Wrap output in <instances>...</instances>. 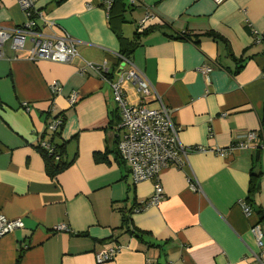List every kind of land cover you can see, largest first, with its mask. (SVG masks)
<instances>
[{"label":"crops","instance_id":"crops-1","mask_svg":"<svg viewBox=\"0 0 264 264\" xmlns=\"http://www.w3.org/2000/svg\"><path fill=\"white\" fill-rule=\"evenodd\" d=\"M126 4L123 18L111 25L104 0H40L37 7L75 40L80 58L106 63L112 80L121 67L114 57L121 50L117 33L131 41L150 28L129 58L153 89L144 104L158 109L161 101L180 127L179 143L201 150L187 151L182 167L162 170L163 199L134 213L151 197L153 182L133 184L117 155L119 123L108 84L93 72L80 73L79 60L31 61L5 44L0 215L23 226L0 238V264H253L255 226L264 247V0ZM146 13L154 19L139 29ZM25 22L15 0H0V28ZM53 83L61 88L56 95ZM122 89L129 105L139 104L134 85L124 82ZM55 115L64 124L53 144L67 166L50 177L40 142L49 141L46 126ZM259 131V147L216 153ZM251 172L258 174L252 194ZM110 248L113 258L98 263L96 253Z\"/></svg>","mask_w":264,"mask_h":264},{"label":"built area","instance_id":"built-area-1","mask_svg":"<svg viewBox=\"0 0 264 264\" xmlns=\"http://www.w3.org/2000/svg\"><path fill=\"white\" fill-rule=\"evenodd\" d=\"M26 16V22L13 29L0 28V59L4 57L3 48L9 43L12 51L25 54L26 58L34 60H52L60 58L61 62L71 63L80 61L78 71L80 73L93 72L99 76L112 90V98L116 105L120 122L117 126V151L124 164L127 165L133 184L152 181L153 193L144 203L134 207V213L142 212L150 207L157 206L163 199V190L158 177L162 170L170 166L182 167L187 151H199L201 148H184L178 140V128L171 120V111L160 101V108L150 109L145 106L144 98L153 93V89L147 79L130 62L129 59L115 54L114 57L120 62V71L115 73L116 80L110 79V73L106 68V63H93L80 58L76 42L63 30L58 28L56 23L48 19L37 7L40 0H15ZM131 4L135 0H129ZM216 5L222 4L225 0H212ZM107 10L111 6V0H104ZM154 19L152 13H146L137 27L143 28L145 23ZM46 31V32H45ZM262 39L256 35L255 42ZM125 67V70H124ZM201 72L207 75L209 67H202ZM264 77V70L262 72ZM130 82L135 86L140 95V102L137 105H129L124 97L122 84ZM53 95L60 93L61 88L57 83L50 87ZM158 102L159 99L157 98ZM75 95L72 94L68 102L72 105ZM27 108V105L23 104ZM60 119L53 118L46 126V132L52 134L61 125ZM258 142V135L249 132L245 142L236 143L226 149H220L216 153L220 157H227L235 150L255 148ZM261 144V143H260ZM40 147L49 154L54 152V147L49 141H41ZM261 147V145H260ZM190 188L199 191L198 186L189 180ZM244 215H250L251 209L244 202L240 201ZM23 226L21 220H7L0 215V238L12 233ZM59 227L58 230H61ZM255 238V243L259 252L252 253L253 264H263L261 257L264 256L262 243L263 232L258 226L251 229ZM116 250L108 249L96 253L95 258L98 263L109 261L113 258Z\"/></svg>","mask_w":264,"mask_h":264},{"label":"trees","instance_id":"trees-1","mask_svg":"<svg viewBox=\"0 0 264 264\" xmlns=\"http://www.w3.org/2000/svg\"><path fill=\"white\" fill-rule=\"evenodd\" d=\"M128 2H129V5H133L130 3L129 0H128ZM127 8H128V5L126 4V0H112L111 6L108 10L109 24L111 25L112 21L115 19H122L124 12L127 11ZM149 29L143 30L141 33L135 32L131 41H127L120 34L117 33V37L119 39L120 46H121V50L118 54L129 59L131 54L133 53L134 49L138 45V40L140 39V36L141 35H143V36L147 35V32ZM180 37L183 38V36H180ZM186 37H188V36H184V38H186ZM182 38H180V39H182ZM115 113H116V116L118 118L117 123H119L120 118H119L117 109H116ZM54 118H58L61 121L60 122L61 125L58 126V130L53 132L52 134H50L51 136L49 137L50 144L55 146L54 152L49 154L47 151L40 149L42 157L44 158V161H45L46 172L50 177L56 176L60 171H62L67 166V164L65 163L63 156H62V148H60L57 144H53V140L59 134L60 129L63 127L64 117L61 115H59V116L55 115ZM262 125H264V118H263V121L261 123V126ZM257 135H258V138H260V136H261L260 131ZM257 147H259V145ZM117 155H118L119 159H121L118 153H117ZM255 159H257V156L255 157ZM120 161L122 162V160H120ZM254 164H255V162H254ZM257 177H258V174L251 172V175H250L251 186L249 189L250 194H252L257 189V187L253 185V181ZM130 213L131 212L128 211L127 215H130ZM261 219L264 220V217L261 216Z\"/></svg>","mask_w":264,"mask_h":264},{"label":"bare ground","instance_id":"bare-ground-1","mask_svg":"<svg viewBox=\"0 0 264 264\" xmlns=\"http://www.w3.org/2000/svg\"><path fill=\"white\" fill-rule=\"evenodd\" d=\"M178 129H180V127L178 128ZM180 142V141H179ZM181 143V142H180ZM185 148V147H184ZM188 149V148H187ZM187 156V155H186Z\"/></svg>","mask_w":264,"mask_h":264},{"label":"rangeland","instance_id":"rangeland-1","mask_svg":"<svg viewBox=\"0 0 264 264\" xmlns=\"http://www.w3.org/2000/svg\"><path fill=\"white\" fill-rule=\"evenodd\" d=\"M114 80H116V79L114 78Z\"/></svg>","mask_w":264,"mask_h":264}]
</instances>
